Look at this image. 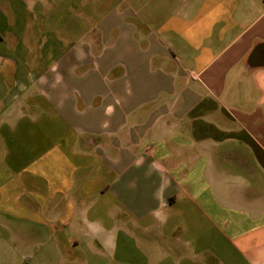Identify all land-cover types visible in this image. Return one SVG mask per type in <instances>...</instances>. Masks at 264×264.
I'll return each mask as SVG.
<instances>
[{
	"label": "crops",
	"instance_id": "1",
	"mask_svg": "<svg viewBox=\"0 0 264 264\" xmlns=\"http://www.w3.org/2000/svg\"><path fill=\"white\" fill-rule=\"evenodd\" d=\"M0 264H264V0H0Z\"/></svg>",
	"mask_w": 264,
	"mask_h": 264
}]
</instances>
